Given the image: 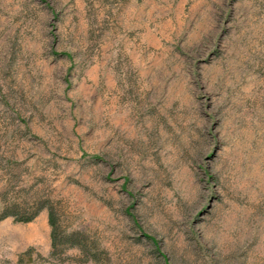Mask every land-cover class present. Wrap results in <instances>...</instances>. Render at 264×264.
<instances>
[{"label":"rangeland","instance_id":"374dc122","mask_svg":"<svg viewBox=\"0 0 264 264\" xmlns=\"http://www.w3.org/2000/svg\"><path fill=\"white\" fill-rule=\"evenodd\" d=\"M1 211L0 264H264V0H0Z\"/></svg>","mask_w":264,"mask_h":264},{"label":"trees","instance_id":"16d2710c","mask_svg":"<svg viewBox=\"0 0 264 264\" xmlns=\"http://www.w3.org/2000/svg\"><path fill=\"white\" fill-rule=\"evenodd\" d=\"M46 208L48 211V221L50 223L51 226V247L55 248L57 246V243H59V232L57 230V226H56V215H55V211L53 209V207L45 202L42 201H37L35 200L32 204V206L26 207L23 205H19L18 206V213H16V220L18 221H24V222H28L31 221L32 219H34L38 213L43 209ZM11 215V214H10ZM9 216V213L5 212V211H1L0 212V220H2L3 218ZM80 236L78 234H74V235H69L67 240H69V242H71L72 246H79L80 248H87L86 244L83 243V241H81V239H79ZM75 240V241H74Z\"/></svg>","mask_w":264,"mask_h":264}]
</instances>
